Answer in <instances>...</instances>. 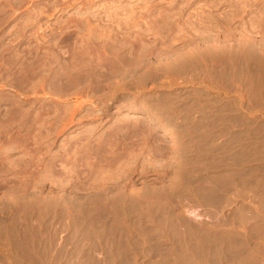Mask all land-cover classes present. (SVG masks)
<instances>
[{
  "label": "rangeland",
  "instance_id": "1",
  "mask_svg": "<svg viewBox=\"0 0 264 264\" xmlns=\"http://www.w3.org/2000/svg\"><path fill=\"white\" fill-rule=\"evenodd\" d=\"M263 76L264 0H0V264H264Z\"/></svg>",
  "mask_w": 264,
  "mask_h": 264
},
{
  "label": "bare ground",
  "instance_id": "2",
  "mask_svg": "<svg viewBox=\"0 0 264 264\" xmlns=\"http://www.w3.org/2000/svg\"><path fill=\"white\" fill-rule=\"evenodd\" d=\"M248 41H249V40H248ZM246 43H247V42H246ZM246 52H248V51H246ZM249 52H250V50H249ZM243 53H244V51H243ZM243 53H242V54H243ZM240 54H241V53H240ZM242 59H243V58H242ZM242 71H243V70H242ZM244 75H245V74H244ZM263 77H264V76H263ZM244 81H245V80H244ZM261 83H262V82H261ZM251 84H252V83H251ZM253 90H254V89H253ZM263 97H264V96H263ZM255 100H256V99H255ZM255 100H254V101H255ZM243 103H244V102H243ZM262 105H263V104H262ZM243 107H244V106H243ZM250 107H251V106H250ZM256 108H257V107H256ZM246 109H247V108H245V110H246ZM238 112H239V111H238ZM242 113H243V112H242ZM250 113H251V112H250ZM251 114H252V113H251ZM239 117H240V116H239ZM245 117H246V116H245ZM247 118H248V117H247ZM250 118H251V117H250ZM243 120H244V119H243ZM247 120H248V119H247ZM251 120H252V118H251ZM241 121H242V120H241ZM255 121H256V120H255ZM259 121H260V120H259ZM244 122H245V121H244ZM244 122H243V123H244ZM249 122L252 123V122H254V121H249ZM245 123H246V122H245ZM251 123H250V125H251ZM255 124H256V122H255ZM260 125H261V123H260ZM242 126H243V124H242ZM252 126H253V125H252ZM262 126H263V125H262ZM238 127H239V126H238ZM244 127H245V126H244ZM244 127H243V128H244ZM259 127H260V126H259ZM262 128H264V127H262ZM260 129H261V128H260ZM246 131H247V130H246ZM246 131H244V133L247 135V133L250 132V130H248L247 133H246ZM253 131H254V130H253ZM262 131H263V130H262ZM242 132H243V131H242ZM256 132H257V131H256ZM254 133H255V132H254ZM245 134H244V135H245ZM251 134H252V132H251L250 134H248L246 137L244 136V137H245V138H244L245 141H242V142L240 141L241 144L238 143V145H239L238 148L241 147V152L243 151L244 148H246L247 146H250V145H252V144H254V143H255V146H256V144L258 145L259 141H258V140H255V139H256V136H255V139H254V140H255V141H258V143L253 142V140H251V139L254 138V137L251 136ZM167 135H170V133H167ZM242 135H243V134H242ZM242 135H241V136H242ZM252 135H253V134H252ZM254 135H255V134H254ZM248 136H251V138L249 137V138H250L249 140L247 139ZM257 137H258V136H257ZM260 137H261V136H259V138H260ZM242 139H243V138H242ZM242 139H241V140H242ZM246 139H247V141H246ZM250 140H251V141H250ZM261 140H262V139H261ZM238 142H239V141H238ZM252 142H253V143H252ZM260 143H261V142H260ZM263 143H264V141H263ZM263 145H264V144H263ZM258 146H259V145H258ZM261 146H262V145H261ZM242 148H243V149H242ZM247 148H248V147H247ZM253 148H254V146H253ZM253 148H252V149H253ZM255 148H256V147H255ZM239 150H240V149H239ZM249 150H250V149H249ZM244 151H247V150L244 149ZM242 154H244V153L242 152ZM242 156H243V155H242ZM240 157H241V156H240ZM242 159H243V157H242ZM243 160H244V159H243ZM243 160H242V161H243ZM258 160H259V159H258ZM263 160H264V159H263ZM261 161H262V160H261ZM245 162H246V161H245ZM259 162H260V161H259ZM258 164H259V163H258ZM242 165H243V164H242ZM244 165H245V164H244ZM260 165H261V164H260ZM246 166H247V165H246ZM255 167H256V166H255ZM246 168H247V167H246ZM251 168H252V167H251ZM241 172H242V171H241ZM260 174H261V173H260ZM245 176H246V174H245ZM247 176H249V175H247ZM250 178H251V177H250ZM252 178H253V177H252ZM260 178H261V176H260ZM193 216H194V215H193ZM39 221H40V220H39ZM46 226H47V225H46ZM47 250H48V249H47ZM48 251H49V250H48ZM216 263H217V262H216Z\"/></svg>",
  "mask_w": 264,
  "mask_h": 264
}]
</instances>
